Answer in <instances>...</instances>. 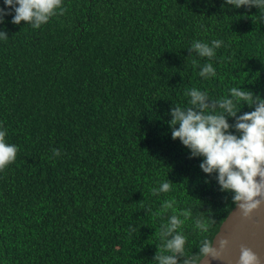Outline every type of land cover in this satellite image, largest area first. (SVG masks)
<instances>
[{
    "label": "trees",
    "instance_id": "16d2710c",
    "mask_svg": "<svg viewBox=\"0 0 264 264\" xmlns=\"http://www.w3.org/2000/svg\"><path fill=\"white\" fill-rule=\"evenodd\" d=\"M223 5L63 0L64 14L39 29L5 17L0 130L19 151L0 172V264H155L172 212L152 214L173 198L191 212L186 252L214 239L233 194L171 138L168 121L193 87L210 99L232 87L264 98V13ZM213 40L223 44L212 60L188 51ZM207 63L215 77L199 75ZM165 181L172 190L154 196ZM208 217L202 234L195 221Z\"/></svg>",
    "mask_w": 264,
    "mask_h": 264
},
{
    "label": "clouds",
    "instance_id": "9594fccd",
    "mask_svg": "<svg viewBox=\"0 0 264 264\" xmlns=\"http://www.w3.org/2000/svg\"><path fill=\"white\" fill-rule=\"evenodd\" d=\"M223 6L235 9L256 7L264 13V0H224ZM65 11L63 0H4V7H0V24L5 23L6 16H12L11 23L14 25L23 22L39 29L52 17L63 15ZM7 38V32L0 31V39ZM222 44L221 40L211 41V46L194 41L188 51L212 60ZM192 63L194 67L198 66L196 60ZM199 75L205 79L215 77L216 70L211 63H207ZM229 93L230 96L210 99L206 91L195 87L187 90L185 95L189 97V106H173L168 124L171 138L178 139L189 149L190 158H203L200 169L208 176L215 174L220 190L232 193L233 204L244 218H248L264 204V98L243 87H232ZM244 105L254 110L239 114ZM229 118L232 123H229ZM6 137L7 130H0V172L16 161L19 151L15 144L8 143ZM53 154L59 156L60 152L54 149ZM171 190V183L165 181L159 188H153L152 194L158 196ZM176 203L174 198L166 200L161 211L152 214L159 216L169 210L172 212L158 232L163 243L157 246L153 256L155 264H201L209 257L219 259L228 246V240H220L217 248L213 239L205 238L201 240L196 254L186 252L187 237L182 229L191 212L177 210ZM213 222L210 217L197 219L195 228L202 234L207 233ZM238 264L261 262L252 249L241 246Z\"/></svg>",
    "mask_w": 264,
    "mask_h": 264
},
{
    "label": "water",
    "instance_id": "95a60500",
    "mask_svg": "<svg viewBox=\"0 0 264 264\" xmlns=\"http://www.w3.org/2000/svg\"><path fill=\"white\" fill-rule=\"evenodd\" d=\"M228 240V246L221 257L204 259L201 264H238L241 246L252 249L264 264V204L248 218H244L237 206L231 211L214 237V246L219 241Z\"/></svg>",
    "mask_w": 264,
    "mask_h": 264
}]
</instances>
